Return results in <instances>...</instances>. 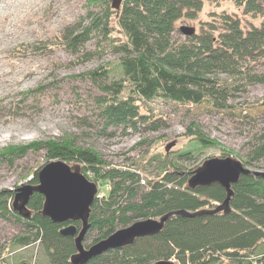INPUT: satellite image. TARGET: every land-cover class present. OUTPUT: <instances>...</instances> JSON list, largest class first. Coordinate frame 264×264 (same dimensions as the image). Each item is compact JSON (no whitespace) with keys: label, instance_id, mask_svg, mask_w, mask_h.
I'll return each mask as SVG.
<instances>
[{"label":"trees","instance_id":"16d2710c","mask_svg":"<svg viewBox=\"0 0 264 264\" xmlns=\"http://www.w3.org/2000/svg\"><path fill=\"white\" fill-rule=\"evenodd\" d=\"M226 1L123 0L119 9H113L110 0H86L84 16L64 29L62 39L77 54L95 38V48L82 56L85 61L107 50L119 55L115 64L89 73L95 82L113 78L108 84L101 83L100 94L93 98L102 125L100 133H125L137 130L141 123L157 129L154 119L143 114V101L163 97L225 109L233 90L264 83V8L259 0H230L234 4L230 10L223 7ZM209 5L213 8L205 11ZM180 21H189L196 27L195 33L175 38ZM259 66L262 69H257ZM114 72L119 74L117 78ZM15 104L11 109L18 108ZM186 138L188 148L154 156L152 162L159 163L156 176L144 182L140 174L143 164L138 162V170L111 166L94 150L69 139L9 146L0 157L3 162H13L30 150L45 149L46 162L58 159L79 164L89 179L106 184L107 195H98L91 206L84 238V244L90 241L85 246H90L137 220L158 219L177 210L212 209L224 201L226 190L218 183L194 190L188 187L195 167L179 160H191L202 148L216 143L192 129ZM230 153L224 151L220 156ZM240 159L246 167L256 166L264 159V141ZM38 170L30 184H38ZM232 189L230 212L173 215L159 233L104 252L86 264H155L160 260L174 264H264V177L241 175ZM9 192H0V214L5 217L10 214L4 203ZM43 203V194L34 192L28 202L31 218L13 213L25 232L13 245L37 243L44 257L39 264H72L74 239L61 235L60 229L71 223L80 228L81 222H52L40 214Z\"/></svg>","mask_w":264,"mask_h":264},{"label":"rangeland","instance_id":"374dc122","mask_svg":"<svg viewBox=\"0 0 264 264\" xmlns=\"http://www.w3.org/2000/svg\"><path fill=\"white\" fill-rule=\"evenodd\" d=\"M259 1L264 8V0ZM85 3L86 0H0V152L9 146L74 140L94 150L111 166L138 170V162L143 164L140 174L144 182L156 176L159 163L152 159L165 154L167 144L176 142L171 148L173 152L190 146L186 138L189 129L202 132L216 143L202 148L191 160H179L194 169L224 151L241 161L264 141V83L233 90L225 109L163 97L143 101L141 110L150 120L154 119L157 129L141 123L137 130L125 133H100L102 125L93 98L100 94L101 83L108 84L113 78L95 82L89 73L115 64L119 55L107 50L85 61L82 56L95 48V38L77 54L63 43L64 29L84 16ZM223 7L234 10L230 0L223 2ZM212 8L206 6L205 11ZM182 26L196 28L189 21L178 22L174 33L177 39L185 36L180 30ZM118 75L114 72V78ZM221 77L228 79L224 74ZM229 81L240 83L230 78ZM12 103L18 108L11 109ZM45 163V149L30 150L13 162H3L0 157V192L10 191L4 199L10 214H0V264L44 261L37 243L28 247L13 245V240L25 232L13 214L16 211L12 202L16 188L29 184L33 172ZM250 168L264 171V159ZM96 183L98 195H107L108 186Z\"/></svg>","mask_w":264,"mask_h":264},{"label":"water","instance_id":"95a60500","mask_svg":"<svg viewBox=\"0 0 264 264\" xmlns=\"http://www.w3.org/2000/svg\"><path fill=\"white\" fill-rule=\"evenodd\" d=\"M113 9H119L123 0H110ZM183 34L192 35L194 27L182 26ZM175 141L167 144L168 152ZM254 174L264 177V171L253 170L244 166L242 161L232 156H214L205 159L193 170L187 181L190 189L206 187L214 183L222 185L226 190V198L212 209H201L195 212L187 210L171 211L158 219L148 218L118 228L108 237L85 246L84 238L89 228L91 206L98 196V184L89 179L79 164H68L63 160L46 162L38 170V184H23L16 188L12 206L14 211L24 219H30L32 210L28 207L34 192L44 196L40 214L55 223H67L69 220L80 221L81 227L66 224L60 229L63 236L74 239L76 252L70 257L72 264H86L92 258L112 249L133 244L137 238L154 235L163 230L166 222L173 216L194 217L204 214L228 213L231 211L232 185L239 181L241 175ZM155 264H174L172 261L160 260Z\"/></svg>","mask_w":264,"mask_h":264},{"label":"bare ground","instance_id":"6f19581e","mask_svg":"<svg viewBox=\"0 0 264 264\" xmlns=\"http://www.w3.org/2000/svg\"><path fill=\"white\" fill-rule=\"evenodd\" d=\"M195 31H196V28H195ZM194 33H195V32H194ZM7 130H8L9 132L13 131L12 128H7Z\"/></svg>","mask_w":264,"mask_h":264}]
</instances>
